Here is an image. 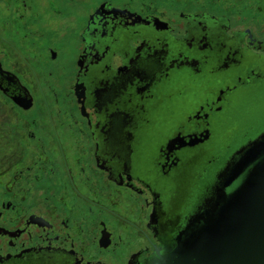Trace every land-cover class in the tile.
Returning a JSON list of instances; mask_svg holds the SVG:
<instances>
[{
    "label": "flooded vegetation",
    "instance_id": "obj_1",
    "mask_svg": "<svg viewBox=\"0 0 264 264\" xmlns=\"http://www.w3.org/2000/svg\"><path fill=\"white\" fill-rule=\"evenodd\" d=\"M43 1L1 0L14 36L0 39L47 37L33 24L68 13ZM150 1L84 5L64 72L30 63L33 82L1 52L0 101L13 115L0 117V264H151L264 132L232 115L242 94L264 91V34L233 14L246 0L171 16ZM48 53L57 65L61 52Z\"/></svg>",
    "mask_w": 264,
    "mask_h": 264
},
{
    "label": "water",
    "instance_id": "obj_2",
    "mask_svg": "<svg viewBox=\"0 0 264 264\" xmlns=\"http://www.w3.org/2000/svg\"><path fill=\"white\" fill-rule=\"evenodd\" d=\"M156 257L151 264H264V132L232 156L210 196Z\"/></svg>",
    "mask_w": 264,
    "mask_h": 264
},
{
    "label": "rangeland",
    "instance_id": "obj_3",
    "mask_svg": "<svg viewBox=\"0 0 264 264\" xmlns=\"http://www.w3.org/2000/svg\"><path fill=\"white\" fill-rule=\"evenodd\" d=\"M78 3L72 6V2L70 0H62L61 5L64 8V11L68 14L63 16H58L53 13V23L50 26L49 24H44L43 19L40 23L33 24L32 28L34 32L42 30L44 32H49L45 38H37L33 39H24L23 33L17 37L18 39H0V54L4 50L9 53V57H7L8 63H12L13 67H21L23 72L26 74L28 80L33 81L31 70L28 68V64L34 65L38 71H42V69L52 70V68L56 71V69L60 72H64V66H67L69 61L72 62L74 58V54L76 52L79 44L77 43V33L73 28L70 27V24L73 20L77 21V16H82L84 14L83 6L85 5L87 14V10L91 7V5L95 2L101 0H76ZM117 4L129 3L133 6L142 5L143 2L141 0H114ZM1 3V0H0ZM46 3V0L43 1ZM147 4L151 3H159L162 4L160 8H168L167 13L171 16L177 10L176 7L182 5V9H198L201 8L202 5L209 6L210 4H216L215 6H223L229 8V3H224V0H153L150 2H144ZM171 4L173 6H167L166 4ZM235 2L234 6V16L240 21L242 18L245 20V23L256 28L257 32L260 34H264V14H259L255 11H251L249 8L252 6L255 7L254 0H246L242 3L241 6H237ZM2 4V3H1ZM0 4V16L2 14L3 7ZM264 5V4H263ZM240 10L241 12H238ZM69 13H75L74 18L69 15ZM42 23V24H41ZM10 26V25H9ZM8 25L3 26V18H0V35L9 34L11 37L14 36L13 32L9 33L10 27ZM73 27V26H72ZM51 32V33H50ZM70 36V38H69ZM67 38L70 39L67 40ZM18 46V47H17ZM50 47H56L61 52V59L57 65H53L49 62V53L48 50ZM20 48L24 50L22 53V61H20V56H18V52ZM28 51V53H26ZM25 55V56H24ZM71 59V60H70ZM21 62V63H20ZM33 63V64H32ZM20 64V65H19ZM33 66V67H34ZM47 72V71H46ZM49 73V71H48ZM47 74V73H46ZM49 75V74H48ZM39 76H41L39 74ZM51 78L50 76H47ZM57 80L54 77V82ZM34 82V81H33ZM41 100V99H40ZM264 112V91L261 89L251 90L250 92L242 94L238 99H236V107L232 112V115L235 116L238 120H243L244 125L253 124L256 128L257 135L264 128V123H262V115ZM6 114V118L10 115H13L8 109L4 108L3 102L0 101V117ZM253 122V123H252ZM2 121L0 119V127L2 126ZM25 123V122H23ZM22 123V124H23ZM236 123V122H235ZM26 124V123H25ZM256 124V125H255ZM249 125H246L249 127ZM24 126V125H23ZM237 126V123L234 124ZM7 130H12L10 125H7ZM235 137L237 136L236 131L231 132ZM231 134V135H232ZM255 134V136H256ZM232 135V136H233ZM253 136V137H255ZM239 136V139H235V143L242 142L243 139ZM233 140V139H232ZM248 142V141H247ZM246 143V142H245ZM244 145V144H243Z\"/></svg>",
    "mask_w": 264,
    "mask_h": 264
},
{
    "label": "bare ground",
    "instance_id": "obj_4",
    "mask_svg": "<svg viewBox=\"0 0 264 264\" xmlns=\"http://www.w3.org/2000/svg\"><path fill=\"white\" fill-rule=\"evenodd\" d=\"M30 115H33V113H32V112H30Z\"/></svg>",
    "mask_w": 264,
    "mask_h": 264
}]
</instances>
